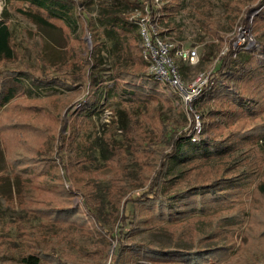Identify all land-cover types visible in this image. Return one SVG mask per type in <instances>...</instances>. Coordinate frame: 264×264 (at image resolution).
<instances>
[{"label": "rangeland", "instance_id": "obj_1", "mask_svg": "<svg viewBox=\"0 0 264 264\" xmlns=\"http://www.w3.org/2000/svg\"><path fill=\"white\" fill-rule=\"evenodd\" d=\"M72 1L70 13L52 8L54 18L42 22L32 16L43 15L41 11L25 0H0V19L8 25L13 48L9 59L0 58V72L17 73L25 92L13 100L31 104V115L37 118L31 140L24 143L30 150L23 153V161L36 163L26 167L38 165L33 181L53 193L22 205L15 199L9 201L16 180L0 134L1 250L15 258L31 250L27 235L18 229L23 226L33 232L34 242L44 252L69 264H185L180 259L153 260L143 254L167 248L209 253L202 264H264V192L259 188L264 183V103L254 104L256 108L249 104L264 99V78L251 83L243 73H252L256 66L264 68V0H153L157 8L153 26L160 36L197 49L194 62L171 55L183 85L199 74H211L219 68L220 55L230 48L234 51L226 58L232 75L222 68L212 81L224 93L202 95L192 107L198 115L186 109L175 85L146 76L147 67L139 56L138 24L117 33L104 23L102 14L108 6L115 9L118 21L139 17L141 11L127 5L133 0ZM26 66L53 84L37 87L25 74ZM237 70L244 74L241 78L234 75ZM234 93L240 94L245 105L235 107L230 96ZM94 98L99 108L88 114L86 122L80 107ZM8 106H2V116ZM125 123L132 129L128 133ZM77 124L81 129L75 134ZM172 128L187 130L190 139L166 158L171 145L163 134ZM71 132L77 145L73 156L84 158L79 166L81 188L91 192L87 204L105 229L82 214L86 209L80 192L56 154L61 143L71 145L67 139ZM104 142L109 148L120 146L112 159L103 158ZM13 148L9 139V152ZM61 155L66 164V149ZM163 157L168 164L160 172L159 206L165 210L194 186L207 192L200 195L204 203L189 212L180 206L158 216L152 205L137 201L134 227L117 258V240L108 231L116 229L126 200L149 188L163 167ZM66 191L73 196H66ZM69 201L85 215L80 226L78 216L72 218L75 224L60 227L51 218L28 211L44 207L43 203L52 208ZM45 264H50L48 258Z\"/></svg>", "mask_w": 264, "mask_h": 264}, {"label": "trees", "instance_id": "obj_2", "mask_svg": "<svg viewBox=\"0 0 264 264\" xmlns=\"http://www.w3.org/2000/svg\"><path fill=\"white\" fill-rule=\"evenodd\" d=\"M25 2L30 7H34L37 10H40L41 13L44 15L37 16L36 14H33L34 20L36 21H42V22H48V19H53L54 17L51 16L50 10L58 9L61 10L63 13H70L73 6L74 1L72 0H25ZM127 5H131L133 8H138L141 11V14L148 15L149 20L155 19V14L157 12V8L155 7V3L153 0H133L130 3H127ZM115 9L108 7H104V13L102 14V18L106 26H108L111 30H114L115 32L119 33L118 30L126 28L127 26L130 27V29H134L137 26V19H122V21H118V17L115 15ZM43 16V17H42ZM39 18V19H38ZM90 24V23H89ZM67 27H70L66 24ZM75 30V27L72 28ZM239 51V50H237ZM13 52L12 48V38L9 32V28L6 22H4L2 19H0V58L3 60L9 59L11 57V54ZM234 51L230 48L228 52L220 55L219 57V68H215L212 73L209 76V81L207 84V90H205L203 96H205L206 93H208L209 97L212 96H218L219 94L222 95L224 93L222 88H219L218 86L213 85V77L214 73L220 72L222 68H226L227 70L224 71L225 74H229L230 76L231 70H229V66L227 65L226 58L228 56H231V53ZM242 55V54H241ZM140 59L142 60L145 67H147V74L146 76L149 78H155V75L153 73H150L148 71V61L145 59L142 48H140L139 51ZM254 59V58H253ZM228 66V67H227ZM262 66V68H261ZM260 67L256 66L254 71L250 74L249 72H244L242 74L240 70L236 71L235 76H238L241 78V76L244 75V79L246 81H254L259 78H264V68L263 65ZM93 68L97 67L96 63L92 66ZM25 74L27 76L32 77L33 83L36 84V86L41 85H49L53 84L52 81H49L48 79H42L41 77L35 76L32 71H30L29 67H25ZM14 71H3L0 72V134L1 138L3 140V146L6 149V155L5 159L9 165L10 162V168H11V175L16 180V190L13 194H9L8 199L9 201H12L15 199L17 203L20 205L24 204L27 200H33V201H39V199H43L44 196H49L51 193L50 189H46L41 185L40 182H34L35 176L38 174L36 173L35 169L38 165H31L28 166L30 163L29 160L26 161V159L23 161V153H27L30 149H26L24 147V143L28 142L30 137H32V132L35 130L36 126V117L34 118L33 115H31L32 105L29 103H20L18 104L17 101L13 100L17 98L18 96H22L24 91V86L19 80L18 77H16V74ZM251 79V80H250ZM222 87V86H221ZM238 93L231 94L232 98L236 101L235 107L238 105H245V103L242 102V99ZM97 98L91 99L88 102L82 103L80 110L84 115H80L82 118H85L89 122L90 116L88 114H93L97 112L99 106L97 105ZM264 99H262V102L260 101H254L250 102V105L254 104H263ZM9 104L7 111L2 116L1 115V108L3 105ZM251 108V107H249ZM252 108H256V105H254ZM32 120L33 123L31 124L27 120ZM34 119V120H33ZM83 124L84 121H79L78 124ZM75 126V134H77L78 130L81 129L79 125ZM77 128V129H76ZM123 129L126 133L130 132L132 129L128 126L127 123L123 125ZM188 131L187 130H178L175 128H172L170 131L164 129V137L165 142L169 143L171 145V150L169 153H166V158L170 155L175 154L182 145V142L185 139H190L187 136ZM73 136L74 134H69L67 136V139H69L71 145L69 147L63 146L62 143L59 146V151L56 152V154L59 157L60 162L65 166L68 167L70 170L71 176L70 178L73 179V184L78 188V192H80L79 195H81V203L84 205L86 211H84L82 214H85L89 217V219L95 220L96 223L100 226H102L104 229L105 227L99 223L95 216L92 214L91 209L89 208V205L87 204V199L90 197L91 192H83V189L81 188V185H83L82 179L80 180L78 176L82 173V171L79 169L80 163L84 161V158H77L73 156V153L76 152L77 145L73 143ZM9 139L12 142V145H14V148L11 152H9ZM13 139V140H12ZM16 145V146H15ZM210 143H206V147L208 150L210 149ZM66 149L68 152V161L65 164L64 158L61 155L62 151ZM120 149L119 145H114L113 147H108L106 145V142L102 144V154L103 158L105 160L112 159L114 156V150ZM169 154V155H168ZM162 168L154 174V178L151 179V184L149 185V188L144 190L143 192L139 193L138 195H133L130 199L126 200V203L123 207V212L121 217L118 219V222L116 223V229L114 231H108L112 239L117 240L116 247L114 249L115 256L118 258L120 251L123 248V240L126 238L127 234L130 232L132 226L135 224V216H136V207L135 203L137 201L139 202H147V204H150L153 211H156L155 214L158 216L166 215L167 210H171V208H175L178 210V208L181 206L183 208L182 210H185L186 212H189L191 210L201 208L202 204L204 203V198L201 195L207 193L206 191L202 190L201 187H192L187 188L186 192L183 194V196L179 197L177 199L176 203H172L171 205L167 206L164 210L162 206H159L162 199L160 198L159 192V182H160V172L161 170H164L165 166H167L168 162L166 161L165 157L162 158ZM36 164V163H33ZM24 166V167H23ZM42 167V166H41ZM80 170V171H79ZM1 172V170H0ZM37 174V175H36ZM38 177V176H37ZM125 185V184H124ZM62 187V186H61ZM32 189V191H29V189ZM37 190V195L35 197L33 196V190ZM259 188L261 191L264 192V183H261L259 185ZM200 192V193H197ZM64 194L66 196L72 197L73 193L71 191H66ZM213 194H216L215 191ZM44 195V196H43ZM198 195V196H197ZM200 196V197H199ZM184 198V199H183ZM186 198V199H185ZM203 198V199H202ZM202 199V201H201ZM216 199V197H214ZM134 203V206H130L129 203ZM44 207H36L35 209H28L29 212H34L36 215L44 216L45 218L49 217L52 221H54L58 226L62 227L64 225H67L69 223L75 224L73 222L74 216H78V220L76 221V224L80 226L82 222L85 221L83 216L79 214V205L77 207L72 206V202L69 201L65 204L58 203L52 208L45 207L47 203H43ZM27 206V205H26ZM48 206V205H47ZM156 206L158 207L156 209ZM166 206V205H164ZM24 208V207H23ZM49 208V209H48ZM187 208V209H184ZM32 210V211H31ZM42 210V211H40ZM38 213V214H37ZM40 213V214H39ZM171 214V212H170ZM87 217V218H88ZM82 221V222H80ZM134 227V226H133ZM18 229L22 234L27 235L26 238H28V247L31 249L27 253H24L20 257H13L10 254L7 255V253L4 250H1L0 248V264H45L46 259L48 258L50 261V264H69L67 261L63 259L61 262V257L58 255H54L53 253H47L44 252L41 247L36 245L34 242V234L30 230H26L23 226H18ZM30 239H32V243L30 242ZM10 249V247H9ZM137 251H142L139 248H135ZM144 250V249H143ZM5 252V253H3ZM145 252V253H143ZM142 253L144 256H148L149 258L153 260H171L174 261L176 259H180V261L184 262L185 264H202L203 259L207 256H209V253H194L191 251L183 252V251H176L173 248H167L164 251H143ZM68 260V259H66ZM208 264V263H206Z\"/></svg>", "mask_w": 264, "mask_h": 264}, {"label": "built area", "instance_id": "obj_3", "mask_svg": "<svg viewBox=\"0 0 264 264\" xmlns=\"http://www.w3.org/2000/svg\"><path fill=\"white\" fill-rule=\"evenodd\" d=\"M136 19L142 38V53L148 61V71L153 73L157 79L175 85L186 109L192 111L195 101L207 89L210 74H199L190 84L183 85L171 55H176L182 61L194 62L198 56L197 49L195 47L185 48L164 40L153 26L155 19L149 20L147 13L140 14ZM194 115L198 114L194 112ZM195 128L197 132L200 131L199 125Z\"/></svg>", "mask_w": 264, "mask_h": 264}]
</instances>
